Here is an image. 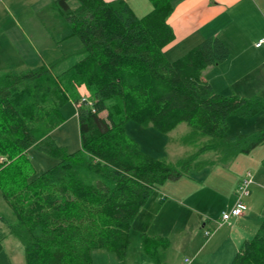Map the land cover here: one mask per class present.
<instances>
[{
    "label": "trees",
    "instance_id": "1",
    "mask_svg": "<svg viewBox=\"0 0 264 264\" xmlns=\"http://www.w3.org/2000/svg\"><path fill=\"white\" fill-rule=\"evenodd\" d=\"M53 0L61 26L57 43L77 37L82 49L50 64L0 72V191L15 220L1 218L21 243L25 264H91L94 250L113 252L123 262L132 224L155 190L186 176L191 168L225 166L264 142V129L228 134V119L264 111V97L216 93L204 69L224 63L230 50L217 37L200 41L179 58L167 59L174 41L167 19L178 0H148L151 10L134 15L124 0ZM85 85L94 111L76 107L80 149L56 144L51 133L62 123L66 101L79 104ZM106 112L108 118L102 113ZM128 121L169 133L185 123L209 138L178 167L143 153L124 129ZM35 148L57 160L38 176L26 153ZM212 153L209 162L195 160ZM0 232V264H11ZM163 237L145 236L144 254L161 263ZM230 264H264V221L245 240Z\"/></svg>",
    "mask_w": 264,
    "mask_h": 264
},
{
    "label": "rangeland",
    "instance_id": "2",
    "mask_svg": "<svg viewBox=\"0 0 264 264\" xmlns=\"http://www.w3.org/2000/svg\"><path fill=\"white\" fill-rule=\"evenodd\" d=\"M51 1L0 0V72H20L38 65H47L65 54L79 52L82 49V44L77 37H71L61 43L54 40L53 35L58 31L61 23L53 17ZM69 6L71 9H75L78 6V1L70 0ZM262 11L264 13L263 7ZM260 14L262 20H264V15ZM259 20L258 16L256 18L248 13L247 18L243 20L251 23L248 32H251V34L255 32L253 29H255ZM244 27L243 32L247 30V26L244 25ZM248 68L250 67L246 64L241 66L237 64L232 68V72L226 76H222V74L221 76H215L218 73L216 72L210 73L206 77L213 82L215 89L219 92L213 90L223 96H238L247 99L256 96L264 97V66L240 81H232L234 80L235 71L236 74H240ZM76 93L79 102L83 99L93 102L85 85L79 86ZM60 115L62 123L52 131L51 136L58 146L65 148L67 153L71 154L80 149L74 103L70 100L66 101L60 108ZM102 116L108 118L106 112H103ZM228 123V134L230 136L251 134L264 129V111L248 119L231 116ZM124 129L126 134L138 143L143 153L152 158L164 160L176 168L180 160L194 154L209 140L206 136L194 133L185 123L179 124L174 130L166 134L156 131L151 125H140L133 121L126 122ZM26 157L33 171L28 180L51 168L57 162L55 158L35 148H30L26 153ZM213 159L214 155L212 153H206L198 157L192 165L198 162L206 163ZM209 167L203 165L201 169L191 168L187 174L198 184L204 181L207 182L202 189L204 194H200L198 197L202 199L199 202L198 209L202 213H206L205 217L210 219L207 225L211 226L212 222H215L214 229L218 228L217 223L220 220L218 218L221 217L223 212H229L233 207L237 195V186L236 182H233V176L236 174L242 176L243 174L242 177H244L247 171L253 174L254 170L255 173L252 178H255L253 180L255 185L251 184L248 188L249 195L243 198V204L246 208L251 206L250 209L253 210L254 215L262 214L264 217V190L261 188L264 183V142L251 154L240 155L238 159L232 160L224 168ZM233 184L235 185L234 192ZM214 187H219L226 194L223 196L221 193L215 195L207 189L214 190ZM158 190H161V186ZM158 190L153 192L141 216H137L132 224L129 233L130 244L127 247L123 262H120L113 252L94 250L90 253L91 264H184L183 260L185 258L192 259L190 264H210L213 261V259L210 260L209 248L204 249L200 254H196V251L200 250L208 241L204 235L205 230L209 229L208 226L196 225L195 228L189 223V227L185 229L181 225H172L173 218H165L164 210L161 212L159 210L161 207L158 208L159 204L157 206L154 203L156 202L155 198ZM233 193L234 198L231 199ZM161 199L164 202L166 198L161 197ZM186 204L196 205L194 202H186ZM169 205L168 202L165 207ZM171 207V212H174L176 205L173 204ZM180 211L178 218L185 217L183 210L180 209ZM1 218L8 221L15 220L11 209L2 199L0 191V232L7 235L3 244L4 252L11 264H25L21 243L14 235L8 233L7 226L1 221ZM157 227L158 231L166 233L163 238L168 241V246L159 250L160 254L163 255L161 263L153 262L144 254L142 249L143 238L148 236V233L151 234L155 231ZM196 229L199 231L197 232ZM142 231L147 232L142 234Z\"/></svg>",
    "mask_w": 264,
    "mask_h": 264
},
{
    "label": "crops",
    "instance_id": "3",
    "mask_svg": "<svg viewBox=\"0 0 264 264\" xmlns=\"http://www.w3.org/2000/svg\"><path fill=\"white\" fill-rule=\"evenodd\" d=\"M124 1L127 2L130 9L137 17L144 16L152 8L148 0ZM262 7L264 8V0H178L174 5L172 13L167 19V24L174 33V41L166 46L163 51L167 59L173 61L205 38L217 37L220 39L230 50V57L224 63L208 67L202 72L203 79L206 80L216 92H219L215 89L213 82L207 79L206 75L218 72L215 76H221V74L222 76H226L232 72L234 65L240 64L241 66L246 64V66L250 67L246 71L240 74H236L235 71L234 80L232 81L237 82L264 66V49L254 47V43L257 40L264 38V20H262L260 14L262 13L264 15ZM248 13L256 18L257 16L260 18L255 29H253L255 32L252 34L251 32H248L251 23L243 21L247 18ZM244 25L247 26L245 32H243L245 29ZM239 157L240 155L233 160L238 159ZM227 165H216L215 167L224 168ZM211 167L213 166H210L209 168ZM253 172L255 173V170ZM247 173H249L251 177L254 174L250 171H247ZM242 176L237 174L233 176V182H236V186H238L239 181L243 178ZM252 180H255V178H252ZM206 183L207 182L204 181L203 183L198 184L188 175L182 176L175 181H167L161 186V190L156 192V202L154 203L157 204V206L159 204L158 208L161 207L159 209L161 212L164 210L165 218H173L172 225H181V227H184L185 229L189 227V223L195 228L196 225H201V227L208 226L209 229L206 230H212V233L209 236H205L208 241L202 246V248H200V250L196 251V254H200L204 249L209 248L208 252H210V260L213 259L210 264H230L241 244L245 240L253 237L256 233L259 225L264 221V217L262 214H259L258 216L254 215L253 210L250 209L251 206H249L246 208L240 219L231 218L228 222L216 229H214L215 222H212L213 224H211V226L207 225L210 219L205 217L206 213H202L198 209L199 202L202 200L198 197L200 194H204V190L202 189ZM234 186L235 185L233 184V192ZM207 189L215 195H218V193H221L222 196L226 194L225 191L221 190L219 187H214V190ZM161 197L166 198L164 202H162L163 199H161ZM233 198L234 193L231 199ZM148 201L140 209L137 215L138 217L141 216ZM168 202L170 205L165 207ZM186 202H194L196 205L190 206L187 205ZM173 204L176 205V207L175 211L171 212V205ZM180 209H182L186 215L183 218H178L181 213ZM219 219L220 217L218 220ZM196 230L197 232L199 231L198 229ZM146 232L147 231H142L141 233L143 234ZM165 235L166 233L158 231V227L151 234L148 233V237H163ZM189 245L191 246L190 243ZM186 259L188 258L183 260L184 264H186ZM189 260L191 263L192 259Z\"/></svg>",
    "mask_w": 264,
    "mask_h": 264
},
{
    "label": "built area",
    "instance_id": "4",
    "mask_svg": "<svg viewBox=\"0 0 264 264\" xmlns=\"http://www.w3.org/2000/svg\"><path fill=\"white\" fill-rule=\"evenodd\" d=\"M255 48H263L264 49V38H260L254 43ZM75 105V104H74ZM83 105L84 107L90 108L92 111H94V102L87 101L85 99L81 100L79 104L75 105V107ZM253 184L252 177L249 173H247L238 183L237 186V195L235 197V202L233 207L229 210V212H223L221 214L220 220L217 223V227H220L224 223L228 222L231 218H242L246 206L243 204V198L248 195L249 190L248 188L250 185ZM264 189V183L261 186ZM212 231L206 230L205 236L211 235ZM186 264L190 263L189 259L185 260Z\"/></svg>",
    "mask_w": 264,
    "mask_h": 264
}]
</instances>
